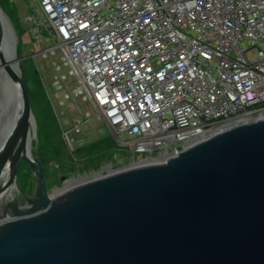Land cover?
Wrapping results in <instances>:
<instances>
[{
    "label": "water",
    "instance_id": "95a60500",
    "mask_svg": "<svg viewBox=\"0 0 264 264\" xmlns=\"http://www.w3.org/2000/svg\"><path fill=\"white\" fill-rule=\"evenodd\" d=\"M23 59L0 5V64L21 103L0 144V176L9 168L0 185V264H264V117L51 196L42 163L27 154L36 118ZM23 159L37 178L33 198L18 186ZM11 185L19 200H8Z\"/></svg>",
    "mask_w": 264,
    "mask_h": 264
},
{
    "label": "built area",
    "instance_id": "2783aa9c",
    "mask_svg": "<svg viewBox=\"0 0 264 264\" xmlns=\"http://www.w3.org/2000/svg\"><path fill=\"white\" fill-rule=\"evenodd\" d=\"M32 9V38L55 43L39 52L63 51L75 91L141 162L264 117V0H34Z\"/></svg>",
    "mask_w": 264,
    "mask_h": 264
},
{
    "label": "rangeland",
    "instance_id": "374dc122",
    "mask_svg": "<svg viewBox=\"0 0 264 264\" xmlns=\"http://www.w3.org/2000/svg\"><path fill=\"white\" fill-rule=\"evenodd\" d=\"M33 3L34 0H0L17 26L20 56H25L21 62L33 82L32 108L37 132L30 150L45 169L49 194L55 196L72 187L71 182L82 176L94 178L149 162L150 159L141 162L146 155L138 158L131 148L120 147L114 131L97 118L91 100L85 99V93L75 91L78 77L65 63L63 51L58 48L55 54L50 52L47 56L39 52L55 43L47 40L45 32L41 42L32 38V24L27 18L33 13ZM2 94L0 91V100ZM88 113L93 119H88ZM18 186L28 197L35 196L37 178L24 159L18 170Z\"/></svg>",
    "mask_w": 264,
    "mask_h": 264
},
{
    "label": "bare ground",
    "instance_id": "6f19581e",
    "mask_svg": "<svg viewBox=\"0 0 264 264\" xmlns=\"http://www.w3.org/2000/svg\"><path fill=\"white\" fill-rule=\"evenodd\" d=\"M0 91L3 92L2 98L0 100V144H3L9 134L11 133L16 120L19 116V111H20V96H19V90L18 87L13 84L12 78L10 77L8 71L4 69V66L0 64ZM37 132V127L36 123L34 124V134H31L30 136V142H29V147L27 150V153L29 156H33L31 153V146L33 144V141L35 139V135ZM200 135L194 136L190 139L188 144H191L192 142L198 140L200 138ZM153 160V159H151ZM141 163L138 165H145V164H151L155 162L162 161L161 159L153 160V161ZM134 165L132 167L138 166ZM115 172V171H111ZM91 178L90 176H82L78 180L72 181L71 185L75 186L77 184H80L86 180ZM9 181V168H4L1 176H0V185L7 184ZM77 183V184H76ZM9 193V198H13L14 196L16 197V200H19L21 198L22 194L21 191L19 190L17 185H11L8 189ZM11 203V202H10ZM9 203V204H10Z\"/></svg>",
    "mask_w": 264,
    "mask_h": 264
},
{
    "label": "trees",
    "instance_id": "16d2710c",
    "mask_svg": "<svg viewBox=\"0 0 264 264\" xmlns=\"http://www.w3.org/2000/svg\"><path fill=\"white\" fill-rule=\"evenodd\" d=\"M8 13V12H7ZM8 15H9V13H8ZM10 16V15H9ZM10 18H12L11 16H10ZM13 21V20H12ZM14 23V22H13ZM14 25H15V23H14ZM15 27H16V30H17V32H18V35H19V31H18V29H17V26L15 25ZM20 36V35H19ZM21 65H22V69H23V74H24V77H25V81H26V85H27V88H28V92H29V96H30V99H31V103L33 102V88H34V86H33V82H32V80L29 78V76L27 75V72H26V70H25V68L23 67V63L21 62ZM33 104V103H32Z\"/></svg>",
    "mask_w": 264,
    "mask_h": 264
}]
</instances>
